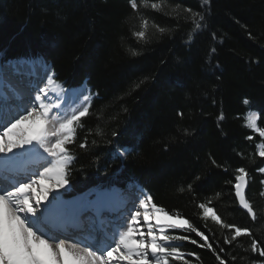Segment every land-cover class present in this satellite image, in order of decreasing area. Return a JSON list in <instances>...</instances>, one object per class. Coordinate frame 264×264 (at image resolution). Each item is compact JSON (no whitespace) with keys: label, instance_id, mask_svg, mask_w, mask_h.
<instances>
[{"label":"trees","instance_id":"trees-1","mask_svg":"<svg viewBox=\"0 0 264 264\" xmlns=\"http://www.w3.org/2000/svg\"><path fill=\"white\" fill-rule=\"evenodd\" d=\"M153 2L164 4L163 12L152 10ZM177 3L179 27L171 18ZM201 3L148 0L136 13L129 0H0V64L41 56L64 89L83 87L91 96L90 114L68 146V196L137 185L157 206L205 232L216 252L224 248L219 254L226 264H260L264 257L246 251L249 237L225 244L232 233L203 220L197 205L210 200L225 223L264 242L261 138L246 125L255 112L264 128V0H209L201 29L193 30L183 7L198 11ZM142 19L146 38L138 39L133 33ZM237 167L249 172L246 196L255 220L238 207L227 183ZM180 246L199 256L187 257L192 264H219L207 248Z\"/></svg>","mask_w":264,"mask_h":264},{"label":"snow or ice","instance_id":"snow-or-ice-1","mask_svg":"<svg viewBox=\"0 0 264 264\" xmlns=\"http://www.w3.org/2000/svg\"><path fill=\"white\" fill-rule=\"evenodd\" d=\"M208 3L202 0L198 11L183 7V12L189 14L184 23L200 30L205 19L202 9ZM129 4L136 13L141 7H149L148 0H129ZM150 7L157 12L164 10L162 3L153 2ZM181 7L175 4V14H170L176 27L180 26ZM147 26L148 20L142 19L140 30L133 35L145 39ZM132 55L138 53L133 51ZM48 68L41 56L0 64V264H170V260L192 264L187 257L199 256L182 251L183 242L213 251L219 264H226L219 254L224 248L216 252L205 232L157 206L137 185L123 191L98 186L65 198L73 160L68 146L75 143L83 118L90 114L91 96L76 89L65 90ZM244 103L248 104V100ZM218 119H224L223 113ZM258 119L253 112L246 125L261 138L256 155L264 158V128L258 125ZM247 139L251 141L253 137ZM79 146L87 145L82 142ZM126 153L124 150L120 155ZM257 170L264 175V167ZM248 178L249 172L237 167L234 178L227 183L232 185L240 207L255 220L257 214L246 196ZM188 188L191 191L192 185ZM260 195L264 196V192ZM210 205L209 200L197 207L203 220L211 219L232 233L224 237L225 244L246 236L250 238L246 251L264 257V242H258L248 228L225 223ZM176 230L185 234H172ZM190 233H195L202 243Z\"/></svg>","mask_w":264,"mask_h":264},{"label":"bare ground","instance_id":"bare-ground-1","mask_svg":"<svg viewBox=\"0 0 264 264\" xmlns=\"http://www.w3.org/2000/svg\"><path fill=\"white\" fill-rule=\"evenodd\" d=\"M44 82H45V83L47 82V77L44 78ZM40 86L43 87L44 84L42 83ZM33 95H34V94H33ZM16 118H18V117H16ZM0 131H2V130H0ZM61 191H63V190H61ZM68 195H69V193H66V194H65V198H66ZM144 195H145V194H144ZM145 196H146V195H145ZM140 198L143 199L144 196H141ZM136 207L138 208V203H137ZM133 210H135V209H133ZM158 215H159V214H158ZM160 217H161V219L164 220L165 222H169V221L167 220V218L164 217L163 215H160ZM144 230H146V228H145Z\"/></svg>","mask_w":264,"mask_h":264},{"label":"rangeland","instance_id":"rangeland-1","mask_svg":"<svg viewBox=\"0 0 264 264\" xmlns=\"http://www.w3.org/2000/svg\"><path fill=\"white\" fill-rule=\"evenodd\" d=\"M48 72H49V70H48ZM49 74H50V72H49ZM65 90H68V89H65ZM76 90H78V91H83L84 92V94H86V95H89L88 94V92H87V90L85 89V88H79V89H76ZM248 115H250V114H248ZM248 115H247V117H248ZM247 117H246V120H247ZM70 192V189H69V191L67 192V193H69ZM145 194V193H144ZM72 196H67L66 197V199H69V198H71ZM159 215H163V214H159ZM169 222H171V221H169ZM176 222L177 223H179L180 221L179 220H176ZM146 231V230H145ZM176 231H180V230H176Z\"/></svg>","mask_w":264,"mask_h":264},{"label":"water","instance_id":"water-1","mask_svg":"<svg viewBox=\"0 0 264 264\" xmlns=\"http://www.w3.org/2000/svg\"><path fill=\"white\" fill-rule=\"evenodd\" d=\"M246 190H247V188H246ZM237 203H238V201H237ZM238 207H239L243 212L247 213V211H246L245 209H243V208L240 207L239 203H238ZM247 214H248V213H247ZM249 217L252 219L251 216H249Z\"/></svg>","mask_w":264,"mask_h":264}]
</instances>
